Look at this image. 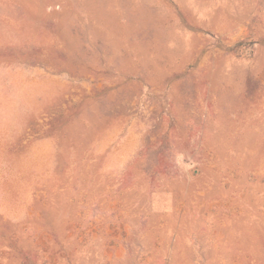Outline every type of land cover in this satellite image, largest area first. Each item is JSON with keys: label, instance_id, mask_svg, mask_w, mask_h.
Listing matches in <instances>:
<instances>
[{"label": "rangeland", "instance_id": "rangeland-1", "mask_svg": "<svg viewBox=\"0 0 264 264\" xmlns=\"http://www.w3.org/2000/svg\"><path fill=\"white\" fill-rule=\"evenodd\" d=\"M0 264H264V0H0Z\"/></svg>", "mask_w": 264, "mask_h": 264}]
</instances>
